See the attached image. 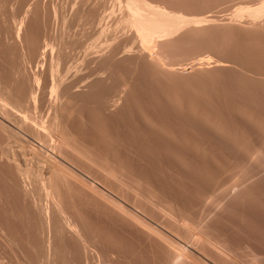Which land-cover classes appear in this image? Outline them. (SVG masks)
<instances>
[{
  "label": "rangeland",
  "instance_id": "374dc122",
  "mask_svg": "<svg viewBox=\"0 0 264 264\" xmlns=\"http://www.w3.org/2000/svg\"><path fill=\"white\" fill-rule=\"evenodd\" d=\"M123 1L0 0L5 83L17 81L19 63L28 76L45 72L39 111L47 114L52 79L41 69L42 50L53 45L73 87L69 101L61 97L62 122L81 155L64 154L73 176L59 188L83 236L61 229L51 200L35 192L48 177V158L33 151L44 142L5 120L0 264H264V16L233 15L261 0H150L211 18L163 44L161 61L132 49V31L115 22ZM29 9L24 31L34 45L10 30ZM21 145L29 146L23 157Z\"/></svg>",
  "mask_w": 264,
  "mask_h": 264
},
{
  "label": "bare ground",
  "instance_id": "6f19581e",
  "mask_svg": "<svg viewBox=\"0 0 264 264\" xmlns=\"http://www.w3.org/2000/svg\"><path fill=\"white\" fill-rule=\"evenodd\" d=\"M123 2L122 3L124 4V6H122V8H124V10L122 9L121 10L124 11L123 12L124 16L122 18L120 17V19H119V16H117L118 22L117 20L115 22L124 24L126 27H128V31L130 30L132 31V36L129 39L133 41L134 43V46L132 47V49L135 50L138 47V49L140 50L138 51L141 52L142 57L148 60L161 61L162 60L161 52H160L161 47L167 41H170L169 39L174 37L180 31L190 26L199 27V25L208 23L211 21L210 20L211 18L208 19L207 17L187 18L185 15L181 13H177L175 11L169 10L168 8L155 4L151 2L150 0H124ZM93 11H95V13H93ZM93 11L91 12V14L93 13L95 15H94V18L92 19L93 21L94 20L98 21L97 18L100 16H98L97 14L99 13L95 9ZM29 12H30V9L27 11L26 16L24 15V17L19 21L17 20L18 17L14 16L13 17L14 23L12 24V28L10 30H12L11 32L14 33L17 42L22 43L23 41L26 40L29 45H34L35 43L33 44L32 43L33 41H30L28 38L25 37V31H24V27L25 25H27L26 23L27 19L30 16ZM77 13L80 16L88 17V14L90 12L88 13V11L79 9ZM113 13H115V11H113ZM113 13L112 14L110 13L111 16L113 15ZM91 14L89 16H91ZM233 15L236 18H243L244 16L247 15L248 17L256 21L264 16V0H261L258 4H255V5H251V4L238 5ZM111 19L114 21V18L111 17ZM95 23L97 24L98 22H95ZM107 41L108 40H106V42ZM37 46L38 44H36L35 47L32 48L31 52L33 55L38 54V49L40 48L37 49ZM51 46H52L51 49L47 48L45 50H42L43 57L41 56L43 59V65L41 69L43 68L42 70L45 71V68H47L51 76V79H52L50 82L51 96H50V99L48 98L49 99L48 101H50L51 103V107L48 106L49 107V109L47 110L48 113L47 114L44 113L43 115L42 112L39 111L41 110L39 109L40 104H41L40 92L43 89V85L47 84V81L44 80L45 77H43L45 72L38 73L37 71L33 76H28V74L24 73L23 66H21V63H19L20 64L19 68L16 67L17 71L16 69H14V74L16 73L17 75V76L14 75L17 78L16 82L5 83L3 77L0 74V94L2 95L0 96V98L2 99L4 98L3 101H5L4 105H2L3 108L1 109L2 106L0 107V109L3 110L2 111L3 113L1 112L0 114V127L2 126L6 128L7 126L5 122L7 121L5 120H12L19 129L17 131L23 132L26 136H28L32 140L35 139V141L40 140L44 142L42 143L43 145L41 144L42 147L36 148V146H33L35 147L34 148L35 150L31 149L32 146L31 144H29L30 150L35 151V155L37 156V159L44 160V158H48L45 161L49 160L48 162H46L48 163V166H47L48 168L46 169L48 177L47 176L46 178L43 177L42 180L39 179L37 183L40 182V184L39 185L37 184L38 186L36 185L35 192L38 195L39 192L43 190L46 196L51 200L54 206V208L52 209L54 210V213L52 214L53 215L55 214L54 215L55 219H58L61 225L60 228L61 229L65 228V230L66 229L71 230L77 235V237L80 238V240H82L83 236L78 227V224L74 220L73 216L70 215V213L66 210L63 204V201H62V196L60 192L61 190L59 188V181L60 180L67 181V176L72 175L71 173L73 171L69 169L71 172L70 173L69 171H67L68 169L66 170L65 167L67 166H65L64 162H68V161L64 154H66L67 151L69 153L80 154V152L69 143V139L66 136L65 127L63 126V122H62V114H63L65 105L64 106L62 105L63 103H62L61 97L66 98V100L69 101L72 96L73 87L70 84L69 85L64 84L65 81L62 78L63 76L61 77L60 71H59V66H61L60 64H62L61 63L62 56L61 55L56 56L55 50L57 51V49H55V46L53 45ZM100 51L101 50H99L98 52ZM48 60H50L49 63H48ZM45 81L46 83H44ZM59 99H61L60 104L62 103L61 105L63 107L59 105L58 103ZM30 105H32L35 109V110L33 109L35 111V114H33L34 112L31 113L33 115L30 114V110H29ZM45 143L49 144L48 146H50L51 148V150L49 151H51L52 156L51 155L46 156L49 148L46 147ZM26 146L29 147L28 145ZM25 147L23 146L21 149L19 148V155L15 154L18 152L14 151L15 156L16 155L22 156V157L25 156V153L29 150L28 148H25ZM14 154L12 152L11 156L14 157L13 156ZM17 160L18 159H16V161ZM17 170H18V174L22 177L27 176L28 174V171L24 170L23 168H19ZM39 173H40V170L38 171V174ZM75 173L76 172H73L74 176H75ZM40 175L43 176V172H41ZM40 175L38 176L41 177ZM76 176L75 178L78 177ZM116 205H119V204H116ZM51 212L52 211H50V207L41 209V214L46 216V220L48 221L47 224L49 228L52 223V218L50 216ZM45 223L46 221L44 222V224ZM144 224H142L141 222V225H144ZM173 243L176 244L175 242ZM178 249L177 251H179Z\"/></svg>",
  "mask_w": 264,
  "mask_h": 264
}]
</instances>
